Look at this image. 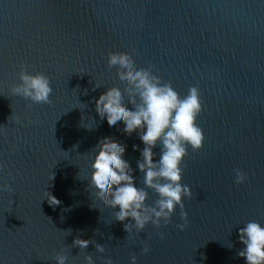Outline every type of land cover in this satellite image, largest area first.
<instances>
[{"label":"water","instance_id":"water-1","mask_svg":"<svg viewBox=\"0 0 264 264\" xmlns=\"http://www.w3.org/2000/svg\"><path fill=\"white\" fill-rule=\"evenodd\" d=\"M110 51L151 67L181 97L200 90L205 139L182 165L192 192L183 231L177 207L167 226L129 235L87 180L107 138L125 145L143 187L137 134L111 129L95 111L109 87L127 96L119 70L106 65ZM21 63L48 76L50 104L11 95ZM0 183L13 188L0 193V264H55L62 248L67 264H130L132 256L136 264H244L238 229L264 225V0H0ZM45 190L60 203L49 205ZM146 191L151 205L157 196ZM77 238L88 253L73 246Z\"/></svg>","mask_w":264,"mask_h":264},{"label":"clouds","instance_id":"clouds-1","mask_svg":"<svg viewBox=\"0 0 264 264\" xmlns=\"http://www.w3.org/2000/svg\"><path fill=\"white\" fill-rule=\"evenodd\" d=\"M106 65L119 70V79L127 86V96L119 88L109 87L95 99V111L111 129L128 136L133 132L137 134L143 148L133 145V150L139 151L136 167L143 174V187L137 186L134 170L124 159L125 145L107 138L96 146L87 180L105 207L118 209L114 211V218L123 223L129 235L133 230L139 234L149 223L156 228L161 227V222L167 226L177 207L183 221L177 228L183 231L188 224L183 198H191L192 192L188 185L181 183L182 165L188 148L199 151L205 139L202 128L196 123L203 110L200 90L191 86L181 97L170 81H162L151 67L138 68L134 59L124 53L108 52ZM19 69V83L11 86V95L33 104H50L53 89L48 76L41 72L29 73L23 63ZM95 87L101 86L95 84ZM157 147L159 151L154 152ZM233 171L234 182L244 183L246 174L239 169ZM9 179L14 177L9 175ZM146 189L157 196L151 205L147 203ZM12 191L10 183H0V193ZM45 192L47 202L51 200L49 205L60 203L49 191ZM158 235L163 238V233ZM238 241L242 245L238 255L244 264H264V225L247 222L238 229ZM73 246L88 253L90 243L77 238ZM96 251L104 253L105 249L97 244ZM147 251L144 247L143 252ZM52 259L55 264H67L68 256L62 248L54 252ZM87 264H95V261L89 257ZM104 264H112L111 259H106ZM130 264H136L135 256L131 257Z\"/></svg>","mask_w":264,"mask_h":264}]
</instances>
